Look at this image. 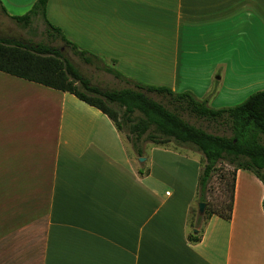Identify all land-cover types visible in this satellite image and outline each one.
I'll list each match as a JSON object with an SVG mask.
<instances>
[{"label": "crops", "instance_id": "obj_1", "mask_svg": "<svg viewBox=\"0 0 264 264\" xmlns=\"http://www.w3.org/2000/svg\"><path fill=\"white\" fill-rule=\"evenodd\" d=\"M46 19L134 78L168 67L153 86L213 103L229 80L264 89V54H243L264 43V0H48ZM228 41L240 44L233 58ZM198 65L206 83L181 87L182 69ZM142 157L132 163L100 110L0 71V264H264V186L253 173L235 172L230 218L211 215L190 241L201 158L152 144Z\"/></svg>", "mask_w": 264, "mask_h": 264}, {"label": "trees", "instance_id": "obj_2", "mask_svg": "<svg viewBox=\"0 0 264 264\" xmlns=\"http://www.w3.org/2000/svg\"><path fill=\"white\" fill-rule=\"evenodd\" d=\"M48 0H36L31 9L20 16H9L21 27L27 28L35 17L45 24V35L51 42L60 40L64 47L85 64L95 65L127 86L120 89H102L92 85L88 78L63 54L60 47L44 42L0 37V71L32 81L55 90L69 92L79 100L100 110L114 123L116 129L126 134L132 151L143 156V145L151 143L165 146L170 142L189 145L200 152L205 163L197 180V205L206 203L209 182L219 162L233 166L227 211L195 213L191 225L196 233L188 235L198 241L203 225L213 214L230 218L233 205V185L238 169L253 173L264 186V89L249 95L232 107L212 108L208 98L199 99L190 91L174 92L165 86L144 85L125 77L100 56L79 49L62 34L60 28L46 19ZM0 10L6 14L0 1ZM114 63V60H112ZM162 96L168 106L149 94ZM179 112L198 119L225 126L230 135L207 132L184 120ZM264 209V197L262 200ZM201 224V225H200Z\"/></svg>", "mask_w": 264, "mask_h": 264}, {"label": "rangeland", "instance_id": "obj_3", "mask_svg": "<svg viewBox=\"0 0 264 264\" xmlns=\"http://www.w3.org/2000/svg\"><path fill=\"white\" fill-rule=\"evenodd\" d=\"M0 1L8 14L6 15L0 10V37L31 40L33 42H44L46 44H51L53 46L60 47L63 54L73 63V65L82 73L84 77L89 79L92 85H96L102 89H120V88L127 86L124 82H121L113 78L111 74L98 69L95 65L85 64L79 57L72 54L69 48H67L66 46L64 47V45L62 44L60 40L51 42V40L47 39L45 35V24L43 20L41 19V17L39 16L35 17L32 23L27 28L21 27L13 19L9 17V16H20V15L27 13L31 9L33 3L36 0H0ZM55 17H57V15ZM62 34L65 36L67 40H69L63 31H62ZM69 41L75 44L71 40ZM225 47H226L227 53H230V57L233 58L235 53L234 51H231V50L234 47H240V44H236L233 42L231 43L228 41ZM90 53L94 54L93 52H90ZM243 54H264V43L260 42L258 44L257 50L253 48L252 50H248L247 52ZM148 55L151 56L154 54H148ZM164 55L167 56V54H162V56ZM103 59L105 63L112 65L113 62H110L106 60L105 58ZM164 62L166 63L167 60H164L163 63ZM151 63L152 62H150V64ZM140 66L141 68L143 67L142 65ZM113 67H115L118 70L116 66L113 65ZM207 70H208L207 67L200 66V65L193 66V67L186 68V69L183 68L182 75H181L182 76V86L181 87H185L186 85H188L189 87H193V88L203 86L206 83V78L208 76V74L206 75ZM145 71L146 72L144 74L142 73L141 75H139L140 78L138 79L134 78L131 75L124 74L121 71L120 72L125 77H128L131 80L144 84V85H158V84H152V83H157L161 81L166 82L170 78V69L168 67L163 68L162 71L159 73H157L156 70H153V68L145 69ZM140 72H138V74H140ZM213 77L215 78L213 80V87H212L213 90H211L212 93L210 92L209 96H213V93L217 91L216 88H217L218 81L216 77H219V72L214 73ZM226 85L227 86L223 89V92L220 95L221 97L217 99L216 101H214V103L212 101L213 100L212 97L208 98L209 105L212 108L235 106L243 102L252 93L259 91V90H255V88H253V90L247 89L246 91H241V90L235 91L234 87H230L234 85L233 80H229L228 82H226ZM256 89H259V88H256ZM180 92H183V91L180 90ZM224 93L225 95L227 94V96L229 95L231 96L229 98L230 101L228 102L230 106L228 105L225 106L226 105L225 103L227 102H225V99H222V96ZM149 95L153 99L163 103L164 105H167L166 100L162 96H159L153 93ZM167 107L172 109L171 106L167 105ZM179 113L184 120H186L190 124L195 125L196 127H199L207 132L218 134V135H227V136L230 135V131L225 126L211 123L204 119H198L186 112H179ZM122 134L126 138V134L125 133H122ZM126 140L130 144L127 138ZM263 141H264V138H263ZM150 144L151 143H148V142L145 143L143 145V148L147 147ZM164 147L173 148L178 151H182L183 153H186V154L197 155L198 157L201 158L202 164L205 163L202 154L189 145L179 146L175 144L174 142H170L166 144ZM135 158H136V155L132 151V163H133V160L135 161ZM232 170H233V166L228 165L226 162L222 161L217 164L216 170L209 182L208 189L206 192V203H205L204 212L214 211V210L222 211V212L227 211V208H228L227 205H228L229 195H230ZM197 212H198L197 201H194L191 207L189 219H188L189 234H192L193 228L191 225L194 222L195 213Z\"/></svg>", "mask_w": 264, "mask_h": 264}, {"label": "water", "instance_id": "obj_4", "mask_svg": "<svg viewBox=\"0 0 264 264\" xmlns=\"http://www.w3.org/2000/svg\"><path fill=\"white\" fill-rule=\"evenodd\" d=\"M138 159H139V161L144 160L143 157H139ZM204 208H205V203H203V202L198 203V205H197V210H198V213H199V214H203V212H204Z\"/></svg>", "mask_w": 264, "mask_h": 264}]
</instances>
